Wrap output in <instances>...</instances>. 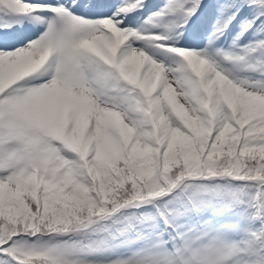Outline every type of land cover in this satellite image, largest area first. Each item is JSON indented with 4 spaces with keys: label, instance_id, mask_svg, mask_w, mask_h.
I'll return each mask as SVG.
<instances>
[{
    "label": "snow or ice",
    "instance_id": "snow-or-ice-1",
    "mask_svg": "<svg viewBox=\"0 0 264 264\" xmlns=\"http://www.w3.org/2000/svg\"><path fill=\"white\" fill-rule=\"evenodd\" d=\"M0 264H264V0H0Z\"/></svg>",
    "mask_w": 264,
    "mask_h": 264
}]
</instances>
